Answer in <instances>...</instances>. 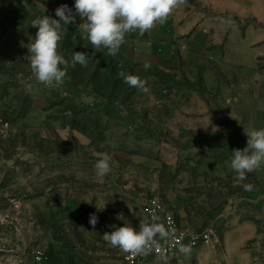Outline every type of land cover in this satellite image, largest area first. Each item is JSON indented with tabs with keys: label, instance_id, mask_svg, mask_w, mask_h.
Masks as SVG:
<instances>
[{
	"label": "rangeland",
	"instance_id": "rangeland-1",
	"mask_svg": "<svg viewBox=\"0 0 264 264\" xmlns=\"http://www.w3.org/2000/svg\"><path fill=\"white\" fill-rule=\"evenodd\" d=\"M62 4L75 14V0H0V264H125L102 235L138 230L154 199L215 236L170 264H197L198 252L199 264H264V167L243 182L230 167L245 131L264 128V0H185L143 36L127 34L115 57L92 48L76 15L58 50L90 60L48 87L25 57L32 20L59 19Z\"/></svg>",
	"mask_w": 264,
	"mask_h": 264
},
{
	"label": "clouds",
	"instance_id": "clouds-1",
	"mask_svg": "<svg viewBox=\"0 0 264 264\" xmlns=\"http://www.w3.org/2000/svg\"><path fill=\"white\" fill-rule=\"evenodd\" d=\"M185 0H75V14L67 4L60 5L55 10L59 19L47 15L32 20L31 26L37 28L35 37L28 44V55L25 57L30 64L31 73L37 83L48 87H61L67 78L69 63L87 67L90 58L84 52H73L71 61L59 52V45L66 30V25L75 23L76 15L83 21L85 39L93 49H107L110 56L115 57L125 43L127 34L138 32L143 36L157 23H163ZM145 69L150 67L148 62ZM119 76L130 87L144 92L149 89L146 81L136 75L121 71ZM248 137L243 149H233L230 167L236 174L234 180L243 182L247 174L264 167V128L245 131ZM95 175L99 181L112 171V157L107 152L101 153L94 164ZM246 191H251L252 184H244ZM153 215L148 221H141L139 229L124 224L114 227L111 232L102 236L111 247L120 249L123 253L147 257L152 253L159 255L162 264H170L171 257L163 244L175 242V229L158 222ZM89 223L95 229L98 217L90 214ZM163 242V244H162ZM180 254H191V246L181 244Z\"/></svg>",
	"mask_w": 264,
	"mask_h": 264
},
{
	"label": "built area",
	"instance_id": "built-area-1",
	"mask_svg": "<svg viewBox=\"0 0 264 264\" xmlns=\"http://www.w3.org/2000/svg\"><path fill=\"white\" fill-rule=\"evenodd\" d=\"M144 214L151 219L153 215H156L159 220L158 222L163 223L166 227L175 229V242H169L163 244L167 254L172 258L174 255L179 254L178 248L181 244L190 245L191 251L199 248L200 246H211L215 245V236L209 231L195 232L183 228L175 214L168 209L162 201L154 199L144 205ZM153 260H160L157 253H152L147 257L135 256L132 254H126L125 264H151Z\"/></svg>",
	"mask_w": 264,
	"mask_h": 264
},
{
	"label": "crops",
	"instance_id": "crops-1",
	"mask_svg": "<svg viewBox=\"0 0 264 264\" xmlns=\"http://www.w3.org/2000/svg\"><path fill=\"white\" fill-rule=\"evenodd\" d=\"M196 249H194V250H196ZM194 250H192V251H194ZM176 255H182V254L179 253V254H176ZM176 255H174V256H176ZM194 255H195V259H197L196 260L197 264H199V252L195 253ZM174 256L170 260V262H172V263L174 262L173 260L176 258V257L174 258ZM181 257H182V260H180V262H187V259H186V258H188L187 256H181ZM152 262H154L156 264H162V262L160 260H153Z\"/></svg>",
	"mask_w": 264,
	"mask_h": 264
}]
</instances>
